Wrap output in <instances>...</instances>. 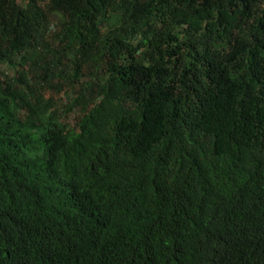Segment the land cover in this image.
I'll list each match as a JSON object with an SVG mask.
<instances>
[{
	"label": "trees",
	"instance_id": "trees-1",
	"mask_svg": "<svg viewBox=\"0 0 264 264\" xmlns=\"http://www.w3.org/2000/svg\"><path fill=\"white\" fill-rule=\"evenodd\" d=\"M0 74V264H264V0H0Z\"/></svg>",
	"mask_w": 264,
	"mask_h": 264
},
{
	"label": "rangeland",
	"instance_id": "rangeland-1",
	"mask_svg": "<svg viewBox=\"0 0 264 264\" xmlns=\"http://www.w3.org/2000/svg\"><path fill=\"white\" fill-rule=\"evenodd\" d=\"M1 70L4 72V75L9 77H12L15 74V70H13L10 67H7L5 65L1 66ZM1 75V74H0ZM2 76V75H1ZM74 92L73 87H69V85L65 86L62 91L60 92H51V97L55 101L58 108L62 106L63 103L67 102L68 97H70ZM48 96V94L46 95ZM73 113L70 114V121H74V115Z\"/></svg>",
	"mask_w": 264,
	"mask_h": 264
}]
</instances>
